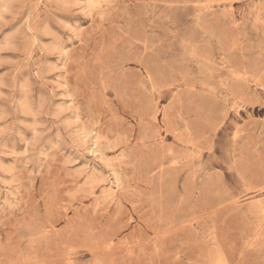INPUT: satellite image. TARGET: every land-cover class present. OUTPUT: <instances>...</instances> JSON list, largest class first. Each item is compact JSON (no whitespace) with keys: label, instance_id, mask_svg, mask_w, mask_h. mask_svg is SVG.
Masks as SVG:
<instances>
[{"label":"rangeland","instance_id":"obj_1","mask_svg":"<svg viewBox=\"0 0 264 264\" xmlns=\"http://www.w3.org/2000/svg\"><path fill=\"white\" fill-rule=\"evenodd\" d=\"M0 264H264V0H0Z\"/></svg>","mask_w":264,"mask_h":264},{"label":"bare ground","instance_id":"obj_2","mask_svg":"<svg viewBox=\"0 0 264 264\" xmlns=\"http://www.w3.org/2000/svg\"><path fill=\"white\" fill-rule=\"evenodd\" d=\"M183 8V7H182ZM198 22V21H197ZM201 29V28H200ZM180 60H181V58H180ZM184 61V60H183ZM101 69V68H100ZM150 74V73H149ZM98 82V81H97ZM114 90V89H113ZM104 91V90H103ZM105 92V91H104ZM104 94V93H103ZM215 136V135H214ZM196 151V150H195ZM192 157V156H191Z\"/></svg>","mask_w":264,"mask_h":264}]
</instances>
